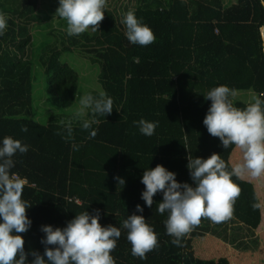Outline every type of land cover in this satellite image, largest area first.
I'll return each mask as SVG.
<instances>
[{
	"label": "trees",
	"instance_id": "16d2710c",
	"mask_svg": "<svg viewBox=\"0 0 264 264\" xmlns=\"http://www.w3.org/2000/svg\"><path fill=\"white\" fill-rule=\"evenodd\" d=\"M58 7V0H0L8 22L0 36V139L11 136L29 146L14 157L12 169L29 182L23 198L32 204L27 209L32 225L21 234L29 261L32 251L44 253L43 225L63 228L77 214L99 209L102 226L121 227L128 215H143L158 235V246L141 259L132 255L122 229L112 252L116 264H264V176L233 177L241 191L231 218L221 223L202 218L180 246L166 232L168 213L157 211L163 194L153 197L151 207L141 199V178L150 167L163 165L195 187L186 167L189 155L220 154L229 170L242 162L240 149L223 148L203 124L211 106L204 95L227 85L238 92L234 106L243 109L251 102L248 94L264 93V6L259 0H108L99 31L79 36L45 29L48 11ZM129 10L151 27L154 43L128 42L121 20ZM36 32L45 42L40 51ZM67 53L99 64L102 90L114 101L110 115L96 117L95 138L74 122L72 138L66 139L60 122L71 114H53L47 124L31 119L36 72L47 76L55 108L69 109L80 98V75L62 61ZM141 118L159 122L153 136L134 125ZM138 204L143 213L136 211ZM233 223L255 236L253 246L229 233Z\"/></svg>",
	"mask_w": 264,
	"mask_h": 264
},
{
	"label": "clouds",
	"instance_id": "9594fccd",
	"mask_svg": "<svg viewBox=\"0 0 264 264\" xmlns=\"http://www.w3.org/2000/svg\"><path fill=\"white\" fill-rule=\"evenodd\" d=\"M264 6V0H259ZM59 7L55 17L66 21V34L79 36L85 32L99 31L104 19L108 0H58ZM7 18L0 13V36L7 28ZM125 27V37L130 44L148 46L156 37L151 27L138 18L134 11L126 12L121 20ZM264 43V26L260 29ZM238 92L227 85H219L208 91L204 98L211 101L203 124L209 134L218 137L223 148L231 145L242 151V162L232 166L213 153L207 159L189 155L186 167L195 182V187L177 180V174L163 165L145 169L141 183L145 185L141 199L148 207L154 203L153 197L163 194L157 211L168 213L165 221L166 232L173 237L172 243L180 246L182 238L195 227L202 218L213 223H221L233 214V205L240 195V187L233 180H242L246 175L259 178L264 176V93L253 95L251 102L243 109L234 106ZM79 107L73 115L60 123L66 139H71L73 123L77 122L83 130L89 131V138H95L98 116L110 115L114 108L113 99L101 91L97 95L85 94L78 101ZM142 135L155 134L158 121L141 118L133 122ZM22 131H27L23 128ZM74 150L79 145L73 144ZM29 146L19 139L5 136L0 139V264H116L112 252L121 237L122 229L127 231V240L132 245V255L141 259L158 246V235L143 215H128L121 227L102 226L101 212L90 214L87 210L77 214L63 228L43 225L45 233L41 243L45 245L43 255L37 251L25 252L26 233L32 225L27 215L31 202L23 198L27 180L12 171L14 157L26 154ZM119 185H125L123 178H116ZM254 207H259L258 204ZM136 211L143 213L141 205ZM55 246V247H49Z\"/></svg>",
	"mask_w": 264,
	"mask_h": 264
},
{
	"label": "rangeland",
	"instance_id": "374dc122",
	"mask_svg": "<svg viewBox=\"0 0 264 264\" xmlns=\"http://www.w3.org/2000/svg\"><path fill=\"white\" fill-rule=\"evenodd\" d=\"M55 13V9H50L48 11V14L46 15L47 24L45 25V29L49 30L51 28H55L65 31L66 26L62 22L63 19L55 17ZM35 35V49H37V51H40L45 45L44 38L39 32H36ZM62 61L67 62L80 75V98H82L85 94H88L93 91H103L102 86L99 82V74L101 70L99 64H94L93 62H91L90 59H84L75 53L64 54V56L62 57ZM34 99V114L31 119L44 124H47L50 121L53 114L73 115L76 108L79 107L78 99L76 104L69 109L64 110L55 108L52 105L51 98L49 95L47 76L42 71H39V73L36 72V80L34 83ZM229 233L233 235L237 234L239 236H242L245 240H247L246 242L248 243V245L253 246L251 241L255 236L251 234L248 229H239L238 225L236 223H233L230 225Z\"/></svg>",
	"mask_w": 264,
	"mask_h": 264
},
{
	"label": "built area",
	"instance_id": "2783aa9c",
	"mask_svg": "<svg viewBox=\"0 0 264 264\" xmlns=\"http://www.w3.org/2000/svg\"><path fill=\"white\" fill-rule=\"evenodd\" d=\"M18 175V174H17ZM19 176V175H18ZM27 180V179H26ZM26 185H29V182H28V180H27V184ZM72 200V199H71ZM75 201H76V203H79V204H81V201L79 200V199H74Z\"/></svg>",
	"mask_w": 264,
	"mask_h": 264
},
{
	"label": "crops",
	"instance_id": "0c3cea01",
	"mask_svg": "<svg viewBox=\"0 0 264 264\" xmlns=\"http://www.w3.org/2000/svg\"><path fill=\"white\" fill-rule=\"evenodd\" d=\"M252 97V95L251 94H248L247 96H246V98H251Z\"/></svg>",
	"mask_w": 264,
	"mask_h": 264
}]
</instances>
